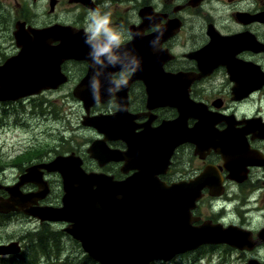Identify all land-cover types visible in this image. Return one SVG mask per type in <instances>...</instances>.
<instances>
[{
  "label": "flooded vegetation",
  "instance_id": "af4514ba",
  "mask_svg": "<svg viewBox=\"0 0 264 264\" xmlns=\"http://www.w3.org/2000/svg\"><path fill=\"white\" fill-rule=\"evenodd\" d=\"M54 1L53 15L57 14L61 4L75 6L82 15H76L69 21L56 19L44 25L20 17L14 22L11 35L18 21L39 29L60 24L62 28L85 30L89 12L99 9L102 14H110L112 27L120 32L123 41L120 47L132 46L140 58L148 53L152 57H160L161 60L142 62L143 68H137L131 74L126 73L130 67L118 69L112 79L115 82L121 73H125L126 85L117 86L114 83L115 95L93 106L91 115L107 116L123 112L122 116L128 121L125 117L120 118V130L131 127L137 134L157 132L153 138L162 143L167 134L171 138L176 137L177 126L167 131L166 135L163 129L167 122L182 118L178 104L181 99L189 116L187 127L189 131H195L203 147L191 142L179 145L158 178L167 186L200 179L215 181L202 188V196L192 210L193 225L198 227L212 223L223 229L239 228L251 234L248 246L242 250L227 244L205 245L196 251L198 255L204 249H211L213 254L219 252V264H225L224 252L230 251L240 256L238 262L242 260V264H249L251 260L264 264V238L260 237L264 231V223L260 224V220H264V114L260 110L255 115L245 113V103L264 90L263 86L245 98V79L249 73L245 61L257 66L253 67L255 73L264 74V52L245 50V32L252 33L257 41L264 44V21L254 19L257 18L255 15L264 17V5L245 13V0H217L227 6L228 12L220 14L210 9L206 14H198L199 10L195 12V8L204 11L201 6L206 0ZM78 36L83 43L86 36L83 33ZM13 41L15 43L14 37ZM61 42L55 41L52 46ZM226 48L227 54L223 57L220 51ZM126 55L122 57L127 60ZM69 63L74 61H65L62 70L67 72L65 64ZM81 64L83 72L77 83L89 68V65ZM172 77H177L179 82L175 81L172 85ZM259 77V82L264 79V75ZM250 80L251 77L247 82ZM214 82L217 86L211 91L204 89L205 84ZM175 91H178V98ZM172 98H177L173 99L174 104L169 101L173 102ZM249 119L257 121V126L250 128L246 124ZM107 145L121 152L128 151L127 144L122 140L107 142ZM81 156L88 170L85 158ZM97 170L117 181H124L136 173V170H129L124 161L108 163L102 168L98 166ZM24 188L27 193L37 190L32 184ZM0 195L8 198L4 191ZM49 200L50 196L39 206L56 207Z\"/></svg>",
  "mask_w": 264,
  "mask_h": 264
},
{
  "label": "water",
  "instance_id": "95a60500",
  "mask_svg": "<svg viewBox=\"0 0 264 264\" xmlns=\"http://www.w3.org/2000/svg\"><path fill=\"white\" fill-rule=\"evenodd\" d=\"M51 6H54V1ZM263 18L257 16L254 19L264 21ZM16 27L14 34L21 51L0 66V101L3 102L18 101L57 89L67 82L61 65L66 60L76 59L89 64L86 76L74 90V96L83 102L88 113L96 103L105 101L106 98H101L102 93H108V97L115 95L112 76L118 69L129 67L128 63L133 64L134 60L139 63L138 68H143L141 64L144 61L161 60L150 53L140 58L132 46L126 45L114 49L118 57L115 63L108 59L107 54L101 57L102 63H95L90 55L93 49L85 42L87 37L82 43L78 36L82 31L59 26L44 30L26 29L23 23ZM58 40L62 41L61 44L53 47ZM245 44V50L264 52V44L250 32H245ZM222 51L220 55L225 57L227 48ZM124 54H127V60L122 57ZM131 67L136 68V65ZM253 67L257 68L245 61V68L249 71V77L245 79V91L248 90L245 98L264 86L262 79L256 85H250L252 88L249 89L248 78L256 77ZM172 78V85L176 80L179 82L177 77ZM121 115L122 112L114 116L87 115L82 123L106 137L93 143L88 150L91 157L97 159L101 167L111 161H126L129 170H136L132 177L117 182L112 176L86 173L81 168V159L74 154L58 156L50 163L29 167L14 185L0 183V191L9 194L8 199L0 197V213L22 211L41 222L67 223L69 226L64 231L80 242L84 252L99 264H151L156 259L169 261L204 244H229L240 250L247 247L251 238L249 232L237 228L223 229L211 223L200 227L193 225L191 211L202 196L201 190L207 183L215 181L200 179L167 186L157 178L159 167L168 165L173 149L186 141V136L191 137L185 113L184 120L166 124L167 131L175 123L183 126L177 132L179 136L176 139L175 136L167 137L162 143L154 139V142L150 141L152 138L149 137L140 139L132 130L126 129L122 138L129 150L125 153L105 146L107 139L118 138L114 127ZM255 122L247 121L246 124L252 128L257 125ZM100 147L106 149L100 151ZM44 171L57 172L62 177L64 196L61 207H38L39 201L50 192L49 184L43 178ZM30 183L36 184L38 191L26 194L22 188ZM20 251L17 243L0 245V256ZM249 264L259 263L251 260Z\"/></svg>",
  "mask_w": 264,
  "mask_h": 264
},
{
  "label": "rangeland",
  "instance_id": "374dc122",
  "mask_svg": "<svg viewBox=\"0 0 264 264\" xmlns=\"http://www.w3.org/2000/svg\"><path fill=\"white\" fill-rule=\"evenodd\" d=\"M50 0H0V58L2 62L17 54L16 45L11 31L18 18L32 20L37 25L53 23L56 19L69 21L81 16V11L75 6L59 5L57 14L50 13ZM264 5V0H245V13H251ZM198 10V14H206L211 9L223 14L227 6L217 0H206ZM230 10V9H228ZM228 12V11H227ZM54 13V12H53ZM88 14L87 12H85ZM8 30V32H7ZM255 33L260 32L255 30ZM66 71L72 77L71 85L63 88L48 90L44 95L31 97L20 101L0 102V182L6 185H14L24 170L32 164L47 162L59 155L76 152L82 154L86 160V166L97 170V163L89 158L87 149L98 138V134L91 127H85L83 122L84 108L82 103L73 96V89L77 80L82 76L83 65L81 63H69ZM217 83L205 84V90H212ZM245 103V113L255 115L260 111L264 114V90ZM51 182L52 193L50 202L60 206L63 196L61 178L57 173L48 176ZM29 187V185H26ZM24 188V190H25ZM264 220H260L263 224ZM61 223H41L23 213L0 214V245L17 243L21 251L17 254L0 257L3 261L9 257H15L21 261L27 260L41 264H50L52 260L41 259L39 252H33L32 240L38 233L63 229ZM63 232V231H62ZM62 251L65 256L73 254L78 259L77 264H85L87 259L81 253L75 241L69 240L68 235ZM35 243V242H34ZM81 251H79L78 250ZM223 251V250H220ZM219 252L213 254V250L204 249L201 255L192 253L177 256L170 261H158L155 264H219ZM47 256L55 259L57 251L47 252ZM225 264H242L238 262L240 256L230 251L224 252ZM64 256V257H65ZM61 260V259H60ZM59 261H53L59 263ZM40 261V262H39ZM74 261V260H73Z\"/></svg>",
  "mask_w": 264,
  "mask_h": 264
},
{
  "label": "clouds",
  "instance_id": "9594fccd",
  "mask_svg": "<svg viewBox=\"0 0 264 264\" xmlns=\"http://www.w3.org/2000/svg\"><path fill=\"white\" fill-rule=\"evenodd\" d=\"M85 35L87 37L85 42L93 49L90 55L95 63H102L101 57L105 54L112 63L116 62L118 57L114 54V49L119 48L123 41L120 32L112 27L110 14H102L99 9L90 11ZM133 63L136 64V68H129L127 74H131L139 67L138 61L134 60ZM115 83L117 86L126 85L125 73H121L119 78L115 79Z\"/></svg>",
  "mask_w": 264,
  "mask_h": 264
},
{
  "label": "trees",
  "instance_id": "16d2710c",
  "mask_svg": "<svg viewBox=\"0 0 264 264\" xmlns=\"http://www.w3.org/2000/svg\"><path fill=\"white\" fill-rule=\"evenodd\" d=\"M2 62V59L0 58V63ZM47 228H43V231L37 234L34 240H32V248L33 252H39L41 255H38L40 257V260L46 259L52 260L50 264H54L55 261H59V263L56 264H77L78 259L75 257L74 253L68 254V256H65V252L68 251L67 249L65 252L62 251V246L64 245L65 241H63V238L66 236L62 230H55V231H46ZM69 237V240H71V237ZM35 242V243H34ZM76 243V242H74ZM77 244V243H76ZM78 245V244H77ZM65 246V245H64ZM79 247V245H78ZM80 248V247H79ZM78 248V250H79ZM53 250L57 251V256L55 259H51V256H47V252L51 253ZM80 251V250H79ZM81 252V251H80ZM82 253V252H81ZM65 256V257H64ZM87 259V262L85 264H97L94 262L89 256L84 255ZM74 260V261H73ZM40 262V261H39ZM0 264H41L38 262H32L27 260L21 261L15 257H10L8 259H4L3 261H0Z\"/></svg>",
  "mask_w": 264,
  "mask_h": 264
},
{
  "label": "bare ground",
  "instance_id": "6f19581e",
  "mask_svg": "<svg viewBox=\"0 0 264 264\" xmlns=\"http://www.w3.org/2000/svg\"><path fill=\"white\" fill-rule=\"evenodd\" d=\"M248 90H246V92H247ZM90 149V148H89ZM166 185V184H165ZM212 226H217V225H212ZM229 245V244H228ZM230 246V245H229ZM190 254H192V253H195L194 251H190L189 252ZM259 264H261L259 261H257Z\"/></svg>",
  "mask_w": 264,
  "mask_h": 264
}]
</instances>
